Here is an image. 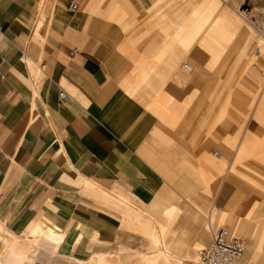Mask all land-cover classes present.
Segmentation results:
<instances>
[{"label":"crops","instance_id":"0c3cea01","mask_svg":"<svg viewBox=\"0 0 264 264\" xmlns=\"http://www.w3.org/2000/svg\"><path fill=\"white\" fill-rule=\"evenodd\" d=\"M155 7L153 0H0V264H103L132 246L128 204L139 206L135 226L151 252L203 241L165 224L180 204L144 209L174 193L171 185L189 183L176 154L206 146L189 113L177 128L160 122L176 118L154 96L175 97L182 54L174 39L162 48L142 42L151 39L144 26ZM184 23L167 30L175 38ZM141 93L152 111L133 97ZM187 97L183 90L178 102ZM199 159L200 198L218 222L241 197L208 151Z\"/></svg>","mask_w":264,"mask_h":264},{"label":"rangeland","instance_id":"374dc122","mask_svg":"<svg viewBox=\"0 0 264 264\" xmlns=\"http://www.w3.org/2000/svg\"><path fill=\"white\" fill-rule=\"evenodd\" d=\"M153 1L156 7L144 26L151 39L143 38L142 42L162 48L174 39L175 53L182 54L174 68L175 97L162 91L154 96L158 104L165 105L162 111L176 118L168 122L158 115L160 122L177 128L183 125V114L189 113L191 127L206 144L198 148L208 151L223 183L239 193L241 200L232 215L214 221L215 214L200 198L205 186L199 159L203 152L176 154L184 157L185 168L180 172L190 175L180 179L189 183L182 184L184 190L171 185L174 193L167 189L144 209L162 212L180 204L184 210L165 224H170L174 234L183 230L186 237L203 241L193 250L187 242L177 251L159 245L151 252V241L135 226L139 206L128 204L132 246L112 251V257L102 258L103 264H200L199 253L209 242L210 227H226L243 240L244 252L236 264H264V76L251 67L253 50L264 45V0ZM182 23L174 38V30H167L168 26ZM185 63L192 66L191 72L183 69ZM183 90L189 97L179 103ZM133 97L152 111L144 94ZM213 150L219 158L211 156Z\"/></svg>","mask_w":264,"mask_h":264},{"label":"built area","instance_id":"2783aa9c","mask_svg":"<svg viewBox=\"0 0 264 264\" xmlns=\"http://www.w3.org/2000/svg\"><path fill=\"white\" fill-rule=\"evenodd\" d=\"M69 11L73 12L77 9L75 3L69 5ZM253 61L252 69L258 71L264 76V45L255 48L252 52ZM184 69L191 71L189 65L185 64ZM59 98L62 101L67 99V94L60 92ZM214 157H219L217 151L213 152ZM244 252L243 240L230 233L226 227H210V239L207 245L199 253V261L201 264H235Z\"/></svg>","mask_w":264,"mask_h":264},{"label":"bare ground","instance_id":"6f19581e","mask_svg":"<svg viewBox=\"0 0 264 264\" xmlns=\"http://www.w3.org/2000/svg\"><path fill=\"white\" fill-rule=\"evenodd\" d=\"M185 64H186V63H185ZM185 64H183V69H184V65H185ZM187 65H188V64H187ZM190 68H191V67H190ZM184 70H185V69H184ZM213 156H214V154H213ZM219 157H220V155H219ZM219 157H218V158H219ZM206 245H207V244H206ZM242 255H243V254H242ZM240 258H241V257H240ZM240 258H239V259H240ZM239 259H238V260H239ZM238 260H237V261H238ZM200 264H201V263H200ZM235 264H236V263H235Z\"/></svg>","mask_w":264,"mask_h":264}]
</instances>
